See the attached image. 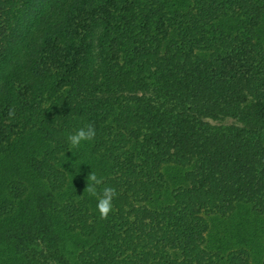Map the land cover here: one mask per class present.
Masks as SVG:
<instances>
[{
  "label": "trees",
  "instance_id": "1",
  "mask_svg": "<svg viewBox=\"0 0 264 264\" xmlns=\"http://www.w3.org/2000/svg\"><path fill=\"white\" fill-rule=\"evenodd\" d=\"M0 264H264V0H0Z\"/></svg>",
  "mask_w": 264,
  "mask_h": 264
},
{
  "label": "clouds",
  "instance_id": "2",
  "mask_svg": "<svg viewBox=\"0 0 264 264\" xmlns=\"http://www.w3.org/2000/svg\"><path fill=\"white\" fill-rule=\"evenodd\" d=\"M8 115L11 117L13 112L10 110ZM95 136V130L91 125H87L78 129L75 133L66 136L67 152L72 154V150L80 149L83 144L92 142ZM65 155V153H63ZM102 177H98L94 172L88 175L87 191L90 196L96 199V210L101 219L107 218V215L112 210V201L116 196V191L113 187H104L99 193L97 186L102 182Z\"/></svg>",
  "mask_w": 264,
  "mask_h": 264
}]
</instances>
